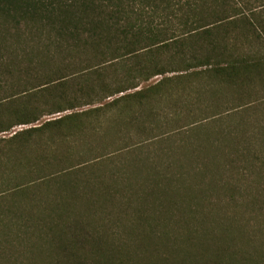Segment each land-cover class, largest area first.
I'll list each match as a JSON object with an SVG mask.
<instances>
[{
    "label": "trees",
    "instance_id": "1",
    "mask_svg": "<svg viewBox=\"0 0 264 264\" xmlns=\"http://www.w3.org/2000/svg\"><path fill=\"white\" fill-rule=\"evenodd\" d=\"M253 93L264 0H0V264H264Z\"/></svg>",
    "mask_w": 264,
    "mask_h": 264
},
{
    "label": "rangeland",
    "instance_id": "2",
    "mask_svg": "<svg viewBox=\"0 0 264 264\" xmlns=\"http://www.w3.org/2000/svg\"><path fill=\"white\" fill-rule=\"evenodd\" d=\"M13 81H16V80H10L9 81V83L10 84H15V83H13ZM17 89V88H16ZM18 92L20 91V90H17ZM264 95H263V93H253V96H252V100H255V98H261V97H263ZM1 97V96H0ZM233 97H234V95L232 94V93H226V92H224V93H222L221 95H220V97H219V99L218 100H220L221 102H220V104L222 105V110H228V109H232V108H234L235 106H236V103H237V100H233ZM224 98V99H223ZM249 101V100H248ZM162 112H165V113H171V111H169V110H165V111H162ZM66 113H69V112H66ZM66 113H63L62 115H64V114H66ZM202 114V112L201 111H196V115H199V114ZM60 114H56V115H53V116H47V117H44L39 123H37V124H33V125H27V126H19V127H15L11 132H9V133H2V134H0V139L1 138H9V137H11L15 132H18V131H20V130H23V129H28V128H32V127H36V126H39L41 123H43L44 121H46V120H50V119H54L55 117H57V116H59ZM149 128L151 129V130H153V129H156L157 127L155 126V125H152V126H149ZM166 130V127L164 126V128H161V129H159V131H165ZM208 131H214L212 128H205V129H203V130H199L198 132H196L195 133V135H197V137H202L204 134H206ZM136 130L135 129H133V128H131V129H129V130H127V131H125V133H129V134H127V135H125V138H123V139H115L114 138V141H112V139L110 140V138H108L106 141H89L86 145L87 146H93V147H106L107 145H115V146H119V145H121V143H123L124 142V140H127V138L128 139H130V138H132V137H134L135 135H136ZM158 132V130H156V132L155 133H157ZM127 137V138H126ZM110 146V147H111ZM167 146V145H166ZM250 178V177H249ZM250 180H252V181H254V180H256V176H252L251 178H250ZM194 184H195V181H194ZM213 190L216 192V194H217V192H218V190H219V188L218 189H216L215 187H213ZM190 193V191H187V192H185V193H181V194H183V195H187V194H189ZM198 195H202V194H200V193H197ZM210 196H213L212 194H210ZM189 199L191 200V201H189ZM186 201V200H185ZM201 200H194V199H191V197H188V199H187V201L186 202H200ZM116 208L113 210V212H115V214H114V216H121V214L122 213H120L121 212V210H119L117 207L118 206H115ZM208 210L209 209H207V207H206V209H204L203 211H201L202 213H200L198 216H197V218L199 219V218H201V217H204L203 215L204 214H206V215H208ZM229 211H232V210H229ZM213 213H212V217H215V214H217V213H219L220 211L219 210H217L216 208L212 211ZM204 213V214H203ZM188 216V215H187ZM181 218H182V216H181ZM126 216L124 217V221H123V225H125V222H126ZM179 217H177L176 219H175V222H169V224H170V226L168 227V229H166V231H168V232H170V233H173L174 231H177L179 228H180V230H183V232L184 233H186V226H185V224H181V223H178V221H179ZM197 222H198V220H197ZM189 224H190V226H198L199 225V223H196L195 221H191V222H188ZM106 224V223H105ZM106 225H109V224H106ZM121 226V228H120V230L119 229H115L114 228V232H112V229L110 230V228L108 229V237H109V240H114V236L112 235V234H114V235H116V237H117V235L118 234H121L122 233V230H124V226ZM111 228H112V226L111 225H109ZM119 231V233L117 234V232ZM109 232H110V234H109ZM121 238H118V239H125V236L123 235V234H121ZM110 242H112V241H110ZM126 249H127V247L126 246H124V245H122V246H120V248H119V252H120V255L121 256H124V254L126 253ZM46 257V261H48L49 260V258L50 257H48V256H45ZM147 257H150V255H148ZM141 258H143L142 256H141ZM161 259L160 258H158V257H154V258H152L151 259V264H161V261H160Z\"/></svg>",
    "mask_w": 264,
    "mask_h": 264
}]
</instances>
